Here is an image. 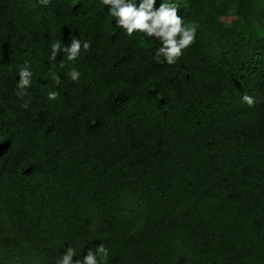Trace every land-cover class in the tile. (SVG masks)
<instances>
[{
	"label": "trees",
	"instance_id": "1",
	"mask_svg": "<svg viewBox=\"0 0 264 264\" xmlns=\"http://www.w3.org/2000/svg\"><path fill=\"white\" fill-rule=\"evenodd\" d=\"M176 2L199 27L168 65L101 0H0V264L100 242L109 264H264V0ZM73 38L91 49L49 61Z\"/></svg>",
	"mask_w": 264,
	"mask_h": 264
},
{
	"label": "clouds",
	"instance_id": "2",
	"mask_svg": "<svg viewBox=\"0 0 264 264\" xmlns=\"http://www.w3.org/2000/svg\"><path fill=\"white\" fill-rule=\"evenodd\" d=\"M47 3L48 0H42ZM157 0H101V6H107L109 17L114 18L110 21L117 28L124 30L127 36L131 37L134 33L143 34L141 43L146 41H156L159 47L155 49L154 59L157 63L175 64L183 55L184 50L195 43L199 25L196 23H187L185 19L178 15L180 8L176 0H160L159 7L155 5ZM92 47L90 40L73 38L67 46L60 41L50 44L51 52L49 61H55L58 53L67 54L68 61H75L81 56L82 52L87 53ZM162 58V59H161ZM65 65L62 62L60 67ZM68 78L73 81H79L81 73L73 68L66 73ZM19 79L16 81V96L24 99L29 95L28 89L32 86L33 72L31 65L25 61L18 66ZM52 80L55 85L61 82L60 75L52 74ZM49 100H56L59 96L58 90L49 91ZM30 99L26 100L21 107L28 109ZM241 102L248 107H253L258 101L255 97L245 94L241 97ZM95 231V229H91ZM63 252L53 257L52 264H109V248L103 243L95 246V249L88 248L87 254L79 256L77 247L67 244L63 245ZM76 257L74 260L73 258Z\"/></svg>",
	"mask_w": 264,
	"mask_h": 264
},
{
	"label": "rangeland",
	"instance_id": "3",
	"mask_svg": "<svg viewBox=\"0 0 264 264\" xmlns=\"http://www.w3.org/2000/svg\"><path fill=\"white\" fill-rule=\"evenodd\" d=\"M160 1V0H159ZM181 1H183V0H181Z\"/></svg>",
	"mask_w": 264,
	"mask_h": 264
}]
</instances>
